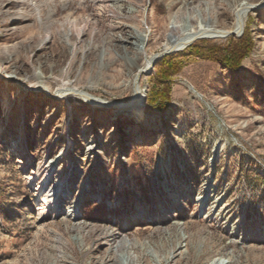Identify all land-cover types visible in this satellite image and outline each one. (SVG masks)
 I'll list each match as a JSON object with an SVG mask.
<instances>
[{
    "label": "rangeland",
    "instance_id": "obj_1",
    "mask_svg": "<svg viewBox=\"0 0 264 264\" xmlns=\"http://www.w3.org/2000/svg\"><path fill=\"white\" fill-rule=\"evenodd\" d=\"M242 2L191 43L250 29L239 68L189 44L151 69ZM135 83L138 120L55 96ZM0 264H264V0H0Z\"/></svg>",
    "mask_w": 264,
    "mask_h": 264
},
{
    "label": "bare ground",
    "instance_id": "obj_2",
    "mask_svg": "<svg viewBox=\"0 0 264 264\" xmlns=\"http://www.w3.org/2000/svg\"><path fill=\"white\" fill-rule=\"evenodd\" d=\"M250 9H251V5L248 4L247 2H242L240 4V6L236 10V21L232 29L219 28L215 24L212 23V24H206L200 29H187L184 31L183 36H177V35L171 34L169 36L170 45L168 46L169 48L168 50H166V52H170L172 50L176 51V49L177 50L183 49L185 48L184 46L191 44L193 41L199 39L200 37H204V36H207V37H214V36L220 37L221 36L222 37L223 35L229 34L231 32L240 33L241 30L245 26V17ZM145 39H146V36H142L140 41L144 42ZM150 65H151V61L148 60L144 68L146 72H149L151 70L149 69ZM37 79L39 78L37 77ZM42 82L43 81L38 80L36 84L34 85L35 89L40 90V91L44 90L45 85ZM55 96H57V98H61L63 96L79 97V98L84 99L86 102H88L94 107L95 106H105L107 108H114V109L123 111L125 113H129L130 118L138 120L140 119V115L142 112L141 107L143 106L142 102L144 101L145 94L143 96L142 91L139 88V84L135 83L132 99L128 103H115V102L105 103V101L101 100L100 98H96L89 94L87 95L75 88L70 89L67 86H61L56 91ZM50 194L51 193H49V195Z\"/></svg>",
    "mask_w": 264,
    "mask_h": 264
},
{
    "label": "trees",
    "instance_id": "obj_3",
    "mask_svg": "<svg viewBox=\"0 0 264 264\" xmlns=\"http://www.w3.org/2000/svg\"><path fill=\"white\" fill-rule=\"evenodd\" d=\"M253 45L254 40L251 36V31L250 29L246 28V31L242 37H230L229 41L225 44L218 45L217 43L215 44L212 41H203L196 44H191L188 48L185 49V51L199 56L221 60L230 68L237 69L239 68L243 59H245V57L251 52ZM173 57V55L166 57L162 65L169 64L173 66ZM175 65L177 64H174V67H177ZM179 69L180 67L178 66L176 68V71ZM164 89L166 97L169 98L170 88L165 85Z\"/></svg>",
    "mask_w": 264,
    "mask_h": 264
},
{
    "label": "water",
    "instance_id": "obj_4",
    "mask_svg": "<svg viewBox=\"0 0 264 264\" xmlns=\"http://www.w3.org/2000/svg\"><path fill=\"white\" fill-rule=\"evenodd\" d=\"M241 34V33H240ZM204 37H207V36H204ZM177 50V49H176ZM171 52H173V50L172 51H170V52H163V53H161L160 55H158V57L157 58H155L154 59V61H153V63H152V66H151V69H152V67L156 64V62L158 61V59L160 58V56H163L164 54H166V53H171Z\"/></svg>",
    "mask_w": 264,
    "mask_h": 264
}]
</instances>
